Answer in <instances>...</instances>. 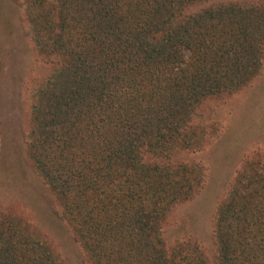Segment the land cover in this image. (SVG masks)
Returning <instances> with one entry per match:
<instances>
[{
  "label": "trees",
  "instance_id": "1",
  "mask_svg": "<svg viewBox=\"0 0 264 264\" xmlns=\"http://www.w3.org/2000/svg\"><path fill=\"white\" fill-rule=\"evenodd\" d=\"M212 1L25 0L54 66L34 95L30 158L92 264H208L202 243L169 250L163 235L203 183L202 166L173 158L198 147L199 107L264 65V4ZM214 235L219 264H264L263 160L235 175ZM0 264L62 263L5 214Z\"/></svg>",
  "mask_w": 264,
  "mask_h": 264
},
{
  "label": "rangeland",
  "instance_id": "2",
  "mask_svg": "<svg viewBox=\"0 0 264 264\" xmlns=\"http://www.w3.org/2000/svg\"><path fill=\"white\" fill-rule=\"evenodd\" d=\"M221 1L264 4H211ZM26 11L25 0H0V217L14 214L28 223L62 264H92L30 158L34 95L54 66L38 52ZM192 127L200 135L198 147L179 151L173 162L202 166L203 183L191 199L169 211L162 231L169 250L196 241L203 244L208 264H219L214 235L218 207L237 172L250 160L264 161V65L240 91L207 99Z\"/></svg>",
  "mask_w": 264,
  "mask_h": 264
}]
</instances>
